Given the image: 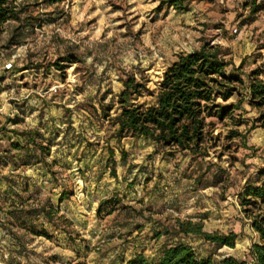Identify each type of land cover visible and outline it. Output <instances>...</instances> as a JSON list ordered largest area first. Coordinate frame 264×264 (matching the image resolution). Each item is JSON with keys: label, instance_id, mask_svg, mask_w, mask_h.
Wrapping results in <instances>:
<instances>
[{"label": "rangeland", "instance_id": "rangeland-1", "mask_svg": "<svg viewBox=\"0 0 264 264\" xmlns=\"http://www.w3.org/2000/svg\"><path fill=\"white\" fill-rule=\"evenodd\" d=\"M184 3L186 9L176 11L159 7V0L9 2L11 16L0 24V59L19 55L0 71V264H122L137 252L152 261L163 246L179 242L198 257L253 264L248 246L257 238L237 195L264 168L262 107L245 97L222 120L207 118L211 139L203 158L166 155L165 147L129 133L117 141L102 116L104 107L109 115L118 112L116 94L126 75L154 92L176 55L201 44L220 46L240 66L242 94L246 73L264 69V0L253 20L244 0ZM34 144L47 146V153ZM106 146L113 148L115 175ZM7 188L22 199L49 197L65 220L55 229L45 224L48 238L23 226L9 230L3 211L16 197ZM61 188L71 194L57 203ZM104 198L110 202L98 214ZM176 220L237 236L232 247L216 248L199 235L176 233ZM42 222V215L33 219L38 228Z\"/></svg>", "mask_w": 264, "mask_h": 264}, {"label": "trees", "instance_id": "trees-1", "mask_svg": "<svg viewBox=\"0 0 264 264\" xmlns=\"http://www.w3.org/2000/svg\"><path fill=\"white\" fill-rule=\"evenodd\" d=\"M24 0H0V24L11 16L9 2L15 5ZM248 7V17L254 19L255 14L262 8V0H244ZM166 5L176 11H184V0H159V7ZM225 50L218 45L201 44L191 52L176 55L163 70L156 90H149L141 79L133 74L126 75L122 80V88L116 94L118 112L109 115L108 108H102V116L113 126L112 136L119 141L126 133L133 137H141L165 147L164 153L172 156L175 152L194 154L203 158L207 155L208 142L211 139L206 121L209 117L222 120L225 116L237 109L246 97L252 106L262 107L258 120L264 126V79L259 75L264 69L257 68L246 73L247 83L244 85L245 94L239 90L244 84L240 66H234L225 58ZM60 69L63 66L54 62ZM237 93L236 102L223 103L232 94ZM149 96V102H134L135 99ZM219 98L221 101H216ZM102 107V106H101ZM15 134L31 136L29 130H21ZM12 148H20L19 144L11 143ZM41 151L47 153V146L34 144ZM111 159L109 173L115 175L113 166V148L106 146ZM124 151H121V158ZM9 190L10 200L4 208L2 221L12 231L13 226H23L30 235L49 237L45 224L55 229L59 226L56 221H64L62 215L57 214L56 207L49 197L36 199L27 196L22 199L19 194ZM70 191L61 188L56 202L70 196ZM32 201L29 203L28 200ZM240 211L248 219L252 232L257 240L248 246V255L253 264H264V168L256 173L252 182L246 183L237 195ZM110 202L109 198L101 199L96 207L99 214L102 206ZM1 210V205H0ZM42 215L45 223L38 228L33 219ZM13 219V220H12ZM18 222V224H17ZM176 233H191L199 235L206 242L216 248L232 247L237 234L233 231L226 233L207 232L202 230L200 222L190 220H176ZM122 264H246L245 260H238L232 256H224L215 260L212 256L198 257L192 246L186 243H175L163 246L156 259L149 261L144 254L137 252ZM73 264H80L75 262Z\"/></svg>", "mask_w": 264, "mask_h": 264}, {"label": "built area", "instance_id": "built-area-1", "mask_svg": "<svg viewBox=\"0 0 264 264\" xmlns=\"http://www.w3.org/2000/svg\"><path fill=\"white\" fill-rule=\"evenodd\" d=\"M233 31H236L235 28H233ZM17 51V50H16ZM19 54H17L16 52H14L13 54H11L10 59L8 60H3L0 59V71H6L9 70L12 67V61L13 59L18 56Z\"/></svg>", "mask_w": 264, "mask_h": 264}]
</instances>
